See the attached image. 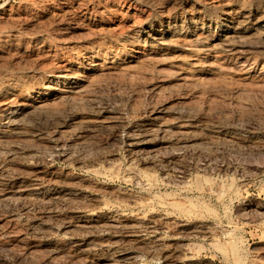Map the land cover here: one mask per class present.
I'll use <instances>...</instances> for the list:
<instances>
[{
    "label": "bare ground",
    "instance_id": "6f19581e",
    "mask_svg": "<svg viewBox=\"0 0 264 264\" xmlns=\"http://www.w3.org/2000/svg\"><path fill=\"white\" fill-rule=\"evenodd\" d=\"M206 2L117 35L80 12L79 47L0 27V264H264V10Z\"/></svg>",
    "mask_w": 264,
    "mask_h": 264
},
{
    "label": "rangeland",
    "instance_id": "374dc122",
    "mask_svg": "<svg viewBox=\"0 0 264 264\" xmlns=\"http://www.w3.org/2000/svg\"><path fill=\"white\" fill-rule=\"evenodd\" d=\"M30 1H34L35 5H36V6L35 5L30 6V8L33 9V11H29L30 14L28 12H26V13L23 12V10H20L18 12L16 11V9L18 7H21V5L26 4V3L29 4ZM54 1L55 0H52V1L51 0H48V1L47 0L46 1L45 0H0V14L3 13L4 11H6V9L7 10L11 9L13 11V14L9 15L8 17L6 16L8 18V19H6L7 21L6 20H0V27L4 26L8 22V25L10 27H14L16 31L19 30L22 34L26 35L27 41L29 42L30 45H31V43L35 44L37 41H39L37 37L40 35V36H44V37H47L49 39H52L55 42L56 46H58V44H61V46L64 44H70V45L74 44L73 46L79 47L83 43L82 39H80V36H79L81 34L80 31H82V29L85 30V28H86L85 26L87 24V23L85 24L83 22L82 18L78 17V13L80 14V12L88 13L90 18L91 19L93 18L92 19V20H94L93 23H97L101 27L104 26L103 28L106 27V29H107V28L115 27L116 28L115 33L117 35V34H120V32H126L128 30H136V29L142 28L145 24H147L149 22L150 19H153L154 17H157L158 15H161V14H167L171 10H173L174 8L178 7L179 11H183V10L185 11L188 7H191V6L195 7L194 2H197L198 0H149V1L148 0H138V1L137 0H131V1L130 0H120V1H118V0H101L102 2L100 0H78L75 2L77 4L74 6V8L72 10H70L71 12L65 13V14H63L57 10V7H56ZM80 1H81V3H80ZM208 1L209 0H207V2L205 3V4H207V7H210V6L216 7L217 5H214V4H215V2H217L219 0H214V1L210 0L209 3H208ZM244 2H245V5H248V6L258 5L259 9L264 10V0H244ZM40 3H41V5H38ZM125 4H127V6ZM209 4H211V5H209ZM84 5H86V6H84ZM54 6H55V8H54ZM108 8H110V10ZM113 8H115V9H113ZM112 10H114V11H112ZM72 12H74V13H72ZM134 12H136V13H134ZM56 13H59V14H56ZM130 13L132 14V16ZM17 14H18V16H17ZM61 14H62V16H61ZM128 14H130V15L128 16ZM12 15H14V16H12ZM10 16H12V17L10 18ZM76 16L78 19L76 18ZM130 16H131V18H130ZM19 17H20V19H19ZM29 18H31V19H29ZM47 18H48V20H47ZM39 19H41V20H39ZM126 19L127 20L129 19V20L127 21ZM18 20H19V22H18ZM74 20H76V21H74ZM2 21L3 22L5 21V22L3 23ZM77 22H79V23H77ZM108 22H109V25H108ZM115 23H117V24H115ZM128 24H129V27H128ZM57 25H59V26H57ZM116 25H118V26H116ZM53 27L54 28L57 27V28L53 29ZM64 28L69 29L68 31L71 32V35L70 34L69 35H63L64 38H62V36L57 33V30L64 29ZM28 30L30 32H28ZM38 30L40 31V33L37 34L38 35L37 36L34 34V31H38ZM73 33H75L76 35H74ZM58 36H60V37H58ZM71 37H72V39H71ZM92 38H94L93 41H95V42L98 41L97 43H100V42L106 41V39L109 38V34L106 32V33L99 35L98 37H92ZM256 48H258L260 51H258ZM252 49H254L253 52L249 53L250 55L249 54L246 55L249 58L248 63L249 64H253V63L256 64L257 62H261L263 64L264 63V45L263 44H258L257 46L255 45ZM238 54H239V51L236 49L228 53V55H231V56H233V55L237 56ZM78 59H79V61L77 60V62H79L80 65L84 66V63H81V60H83V58H78ZM87 67H91V66H87ZM104 94H101V95H104ZM220 160L223 164L227 165L229 163H232L234 161V158L226 156ZM220 160H219V163H221ZM239 160H240V162H246L247 161V160H242V159H239ZM254 160L257 163L261 162L260 164H264V161H263L264 158H262L261 156L255 157ZM249 161H251V160H249ZM56 166L64 167L63 165H60L58 163L56 164ZM261 183L264 184V174L256 177L255 181L253 183H251L247 188H245L246 190H245L244 195H245L246 200L249 199L253 204L264 201V195L259 193L260 187L262 186ZM134 190L137 191L136 188ZM211 202H212L214 209L221 215V221L225 222L226 221L225 217H223L224 211H222L223 206L220 203H218L214 198H212ZM237 205H238V202H226V206L228 207V211H227L228 217L235 224L240 225V218H236V216L234 215L235 211H236L235 209L238 207ZM249 223L251 226L248 225L245 228L247 230V232H249L248 236L246 237L247 240H246V244H245V248H244L245 253L247 252L248 249L250 251L251 245L252 244L255 245V243H257L259 240V235H258L259 233H258L257 228L254 225H252L253 223H251V222H249ZM249 251L247 253H249ZM217 262H219V261H217Z\"/></svg>",
    "mask_w": 264,
    "mask_h": 264
}]
</instances>
